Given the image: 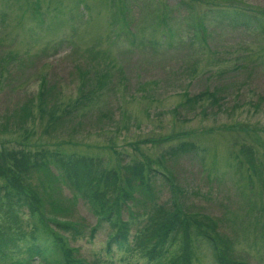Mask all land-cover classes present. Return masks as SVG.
I'll return each mask as SVG.
<instances>
[{
  "label": "rangeland",
  "instance_id": "1",
  "mask_svg": "<svg viewBox=\"0 0 264 264\" xmlns=\"http://www.w3.org/2000/svg\"><path fill=\"white\" fill-rule=\"evenodd\" d=\"M176 1L0 0V154L43 149L63 160H89L109 191L134 164L151 169L144 172L148 192L136 190L128 203L133 217L122 212L130 248L113 245L110 252V227L85 199L74 198L76 190L59 172L53 205L66 208L67 216L54 215L79 227L76 236L62 235L90 264H169L181 253L182 232L173 228L153 259L135 249L134 238L149 231L151 216L175 210L199 221L198 230L215 239L221 255L264 264V31L222 22L202 32ZM204 3L196 1L195 10L202 14ZM238 8L264 27V0H241ZM98 74L103 88L73 104L80 86L92 87ZM247 148L250 158L242 153ZM29 171L25 191L45 200L50 193L40 188L47 180ZM100 171L113 174L105 181ZM5 192L0 188L3 223ZM20 203L13 207L21 222L12 233L18 246L3 249L9 254L0 264L26 257L33 224L36 243L51 246L45 223L31 220ZM197 232L189 230L190 264H215L210 242ZM53 258L59 256L47 262Z\"/></svg>",
  "mask_w": 264,
  "mask_h": 264
},
{
  "label": "trees",
  "instance_id": "2",
  "mask_svg": "<svg viewBox=\"0 0 264 264\" xmlns=\"http://www.w3.org/2000/svg\"><path fill=\"white\" fill-rule=\"evenodd\" d=\"M134 1L135 0H125V5H129L127 4L128 2L131 4V2ZM196 1L205 2L204 5H206L207 8L202 14L195 10ZM222 2L229 3L230 5L219 7L218 4L220 3L216 0H177L176 4L182 7L184 11H187V19L196 17L198 20L197 24L202 32L205 31L209 23L212 26L211 23L221 25L222 22H228L227 24L231 29H242L252 25L253 30L257 29L258 31H264V27L259 25L257 18H250L248 15L244 14L245 11L238 8L241 4V0H224ZM234 4L236 8H233ZM163 7L167 8L165 4L162 5V8ZM208 18L209 20H207ZM162 20L168 29L169 17L167 14L163 16ZM129 34L132 38H136L131 28L129 29ZM168 45L170 46V43H168ZM96 79L98 80L94 81L92 87L80 86L81 89L79 93L81 92V94L73 104L78 103L80 99H88L97 92V88H103L101 87L104 85L103 78L101 79L98 74ZM85 88H88L87 91H85ZM181 147L184 148V145H181ZM243 150V155H247V157L250 158V150L248 148ZM26 153L27 152L22 153L21 151H15L10 153L6 152V154L3 153V155L0 154V181L2 182L0 188L6 190L3 199H6V205L8 204V208L5 211L8 213L7 220L5 223L0 222V258H7L9 254L8 251H3V249H12L13 251L18 246V240L12 237V233L13 231L20 232L21 222L18 220L13 210L14 206L17 207L16 202L19 201L21 202L20 204L27 207L31 220L38 217L45 223L46 230L50 231L48 235L51 236V246L47 247L46 245L42 246L37 244L38 238L34 234L37 228L36 225L33 224L31 226L32 230L30 235L34 243H31L26 249L25 258L18 259L11 264H30L35 259L38 260L37 264H90L85 259L75 256V253H77L76 249L69 248L66 240L67 238L62 235V233L67 232L76 236L79 234V227L66 218H64L66 220L65 222H61L59 217L67 216L66 208H60L56 206V204L53 205L52 193H57L58 195L59 190L56 191V188L58 189V185L61 183L58 176L59 172H63L62 174L67 182L76 190L77 194L74 195V198L79 197L85 199L90 205L92 213L96 216L98 222H104L110 227L111 234L107 241V252L111 251L113 245L118 250L130 248L128 243L129 235H127L128 221L122 218V212L126 209L127 217H133L131 210L128 208V203L134 200L133 195L136 190L139 192H148L149 189L145 183L146 174L144 172H149L151 169H149L147 165H144V163L134 164L132 166L133 169L129 171V177L124 178L120 184L115 181L112 182L109 185L111 187L109 191L106 184L104 187L100 185L101 179L98 180L95 175L93 176V166L92 162L89 160L81 158L63 160L57 153L43 149L29 154ZM243 159L246 163H249L246 157ZM50 167L55 169V171H51ZM32 168L42 173V177L47 180L43 188H40L39 185L44 196L50 193L45 200L35 198V190H33V192L30 191V193L26 192L25 190L28 189L22 184L24 183L22 180L25 178L23 175L27 172L30 173L29 170ZM79 169H83L88 173L90 178L82 180V173H78ZM251 169L253 170V167H251ZM100 173H103L102 177L105 181L108 180V175L113 174L108 171H100ZM113 180L114 178H112V181ZM44 202L47 203L50 210H44L45 204L42 205ZM58 211L63 214L58 215ZM192 226L198 231L196 234L210 242L214 253L215 264H247L244 261H237L226 258L225 255H221L218 252L215 239L208 233L202 232L200 229L198 230L201 223L191 216H187L177 210L163 216H151L149 231L145 227L146 234L140 236L141 238H134V241L136 240L134 242L135 249L141 250L144 255L151 259L156 258V256L161 254L163 245L167 239L166 237L170 231L175 228L182 232L183 246L180 249L181 253L178 258L171 259L169 264H190L189 230ZM92 232L93 230H91L88 235L91 236ZM49 255H57L59 259L53 258L50 263H48L47 258Z\"/></svg>",
  "mask_w": 264,
  "mask_h": 264
}]
</instances>
